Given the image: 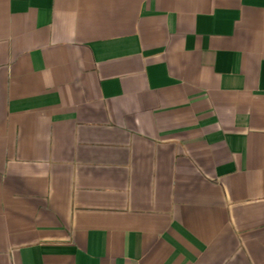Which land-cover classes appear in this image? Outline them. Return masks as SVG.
Returning <instances> with one entry per match:
<instances>
[{
  "label": "crops",
  "instance_id": "0c3cea01",
  "mask_svg": "<svg viewBox=\"0 0 264 264\" xmlns=\"http://www.w3.org/2000/svg\"><path fill=\"white\" fill-rule=\"evenodd\" d=\"M0 264H264V0H0Z\"/></svg>",
  "mask_w": 264,
  "mask_h": 264
}]
</instances>
